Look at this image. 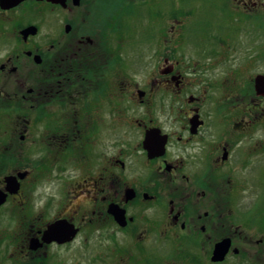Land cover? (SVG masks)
<instances>
[{
  "label": "flooded vegetation",
  "instance_id": "1",
  "mask_svg": "<svg viewBox=\"0 0 264 264\" xmlns=\"http://www.w3.org/2000/svg\"><path fill=\"white\" fill-rule=\"evenodd\" d=\"M226 2L236 42L171 0H0V264L96 232L104 264H264V0Z\"/></svg>",
  "mask_w": 264,
  "mask_h": 264
},
{
  "label": "rangeland",
  "instance_id": "2",
  "mask_svg": "<svg viewBox=\"0 0 264 264\" xmlns=\"http://www.w3.org/2000/svg\"><path fill=\"white\" fill-rule=\"evenodd\" d=\"M174 7L176 5H181L180 10H184L187 13L185 16V12L181 11L178 13V19L180 21H184V27H185V33L193 36L202 35L205 37H210V35H218V36H232V40L236 42L235 35L238 34V31L236 28L233 27V24L229 17H227V2L226 0H171ZM137 4V1H136ZM141 4H137L134 6H130L128 10L130 13H133L136 11ZM176 8V7H175ZM140 9V8H139ZM259 30H253L255 34L259 32H262L261 25L259 26ZM185 33L182 37L183 40H185ZM221 40H224L222 37H220ZM197 42V40H195ZM255 44H257L255 42ZM183 48H185V43L181 45ZM256 51L255 45L253 46V49H248L247 54L250 57V59L253 58L254 54L252 52ZM256 61V60H254ZM135 65H126L127 71L129 70L128 77L135 81L137 78L135 74ZM146 67V65H145ZM258 64H254V73L260 68H258ZM142 68H144V65L142 64ZM149 68V67H148ZM47 184V185H46ZM46 185V187H45ZM50 183L45 184H37L35 186L36 192L34 195L39 196L34 197L33 201L36 205L40 204V198L42 197V192L49 187ZM50 187H53L52 185ZM256 195V194H255ZM98 232L93 234V236L90 237L89 240V248H92L91 254L88 252H85V249L83 248L82 242L83 237L80 239L78 238L77 242L71 246L62 248L60 253V260L61 264H104L103 261V244L104 241L98 239ZM16 246V241L14 242ZM5 246V244H4ZM3 246V247H4ZM2 264H24L22 262V259L18 256H14L12 259L6 257L5 261Z\"/></svg>",
  "mask_w": 264,
  "mask_h": 264
},
{
  "label": "water",
  "instance_id": "3",
  "mask_svg": "<svg viewBox=\"0 0 264 264\" xmlns=\"http://www.w3.org/2000/svg\"><path fill=\"white\" fill-rule=\"evenodd\" d=\"M23 0H2V3L6 6L8 5H16L17 3ZM255 87L257 92H264V77L258 76L255 79ZM12 180V179H10ZM77 231L74 229L72 225H70L67 221L56 222L51 225L46 234L45 240L47 242H52L54 240L59 241L60 243H65L71 241ZM225 254V245L224 243L218 245L217 250L215 252V259H223V255Z\"/></svg>",
  "mask_w": 264,
  "mask_h": 264
}]
</instances>
